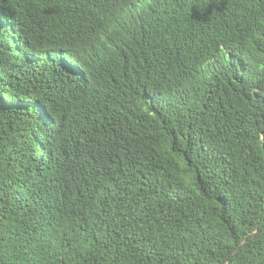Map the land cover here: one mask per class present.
I'll return each instance as SVG.
<instances>
[{
    "label": "trees",
    "instance_id": "obj_1",
    "mask_svg": "<svg viewBox=\"0 0 264 264\" xmlns=\"http://www.w3.org/2000/svg\"><path fill=\"white\" fill-rule=\"evenodd\" d=\"M0 264H264V0H0Z\"/></svg>",
    "mask_w": 264,
    "mask_h": 264
}]
</instances>
